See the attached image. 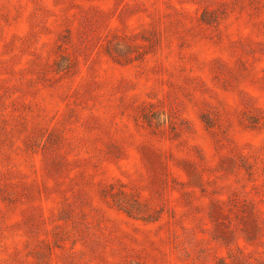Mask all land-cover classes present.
I'll return each mask as SVG.
<instances>
[{"label": "rangeland", "instance_id": "obj_1", "mask_svg": "<svg viewBox=\"0 0 264 264\" xmlns=\"http://www.w3.org/2000/svg\"><path fill=\"white\" fill-rule=\"evenodd\" d=\"M0 264H264V0H0Z\"/></svg>", "mask_w": 264, "mask_h": 264}]
</instances>
